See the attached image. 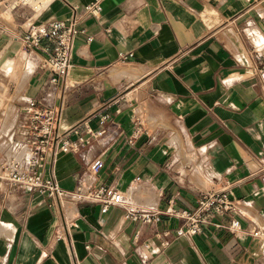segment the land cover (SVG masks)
Wrapping results in <instances>:
<instances>
[{"label":"crops","instance_id":"1","mask_svg":"<svg viewBox=\"0 0 264 264\" xmlns=\"http://www.w3.org/2000/svg\"><path fill=\"white\" fill-rule=\"evenodd\" d=\"M95 2L100 12L87 15ZM47 3L40 12L0 6V83L12 108L0 134L23 132L16 108L25 99L58 102L40 56L18 33L75 8L84 33L74 44L61 129L88 119L104 133L77 153H59L42 173L73 192L87 164L101 159V183L159 213L149 224L131 222L119 207L68 201L66 210L1 185L0 264H264V234L252 235L264 233V0ZM223 189L236 212L190 239L174 235L180 221L164 213L169 205L191 211Z\"/></svg>","mask_w":264,"mask_h":264},{"label":"built area","instance_id":"2","mask_svg":"<svg viewBox=\"0 0 264 264\" xmlns=\"http://www.w3.org/2000/svg\"><path fill=\"white\" fill-rule=\"evenodd\" d=\"M47 4V0H0V6L8 12L24 6H30L35 12H40ZM100 9L99 2L84 8L87 15L93 16L97 15ZM82 21L76 9L72 8L66 19L53 18L31 23L22 33H18L23 47L40 56V67L47 70L49 80L56 89L58 102L45 105L29 98L16 108L19 116L18 127L23 129V132L9 131L0 134V186L31 189L50 197L59 205L63 201L95 203L100 205L102 212H106L110 207H119L124 210L126 220L149 224L155 221L159 212L140 208L130 201L125 191L101 183V159L87 164V170L73 192L64 191L53 177L42 173L43 168L52 163L59 153H77L104 133L102 128L94 129L88 119H83L67 129H61L74 44L77 35L84 33L80 28ZM87 39L90 41L91 37ZM121 61H125V57H122ZM104 119L105 117L101 122ZM69 134H73L75 138H69ZM236 211L237 200L231 198L229 192L223 189L205 193L197 201L194 210L176 209L169 205L164 213L180 221V225L174 229V235L190 239L201 232L203 224H210L216 217ZM238 228V221L235 219L228 226L232 233ZM262 234L264 233L261 229L252 233L253 237ZM169 236L170 231L165 230L158 237L166 243ZM145 246L148 247L149 244L146 243Z\"/></svg>","mask_w":264,"mask_h":264},{"label":"rangeland","instance_id":"3","mask_svg":"<svg viewBox=\"0 0 264 264\" xmlns=\"http://www.w3.org/2000/svg\"><path fill=\"white\" fill-rule=\"evenodd\" d=\"M2 77H3V75L0 76V80ZM4 89H5L4 85H2L0 83V118L4 117V116H11L12 115V108L6 102L7 96L5 95ZM63 207L66 210H70V203H68V201H63Z\"/></svg>","mask_w":264,"mask_h":264}]
</instances>
